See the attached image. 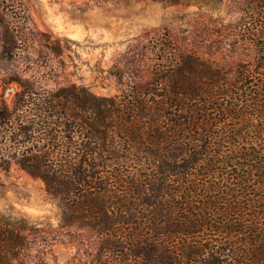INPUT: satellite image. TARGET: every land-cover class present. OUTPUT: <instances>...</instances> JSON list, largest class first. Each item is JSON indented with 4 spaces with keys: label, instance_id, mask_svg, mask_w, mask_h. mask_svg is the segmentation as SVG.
I'll return each instance as SVG.
<instances>
[{
    "label": "trees",
    "instance_id": "obj_1",
    "mask_svg": "<svg viewBox=\"0 0 264 264\" xmlns=\"http://www.w3.org/2000/svg\"><path fill=\"white\" fill-rule=\"evenodd\" d=\"M228 1L242 58L225 67L158 34L137 61L148 77L117 76L113 94L27 74L42 61L15 57L26 20L2 17L15 69H0V168L42 181L94 264H264V0ZM36 240L0 212V264Z\"/></svg>",
    "mask_w": 264,
    "mask_h": 264
},
{
    "label": "rangeland",
    "instance_id": "obj_2",
    "mask_svg": "<svg viewBox=\"0 0 264 264\" xmlns=\"http://www.w3.org/2000/svg\"><path fill=\"white\" fill-rule=\"evenodd\" d=\"M6 16L16 29L26 20L28 48L15 57L40 59L41 66L25 70L47 77L49 87L75 82L97 94H113L123 87L117 76L143 82L148 71L137 63L142 46L162 33L181 49L225 67L245 53L241 42L234 43L238 12L228 0H0V69H15L1 49ZM14 89L12 84L4 90L7 100ZM0 212L24 217L37 239L12 264H94L92 241L60 227L56 201L40 179L16 164L0 168Z\"/></svg>",
    "mask_w": 264,
    "mask_h": 264
}]
</instances>
